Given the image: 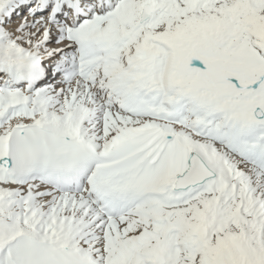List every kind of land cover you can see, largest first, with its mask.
I'll return each instance as SVG.
<instances>
[{
    "label": "snow or ice",
    "instance_id": "1",
    "mask_svg": "<svg viewBox=\"0 0 264 264\" xmlns=\"http://www.w3.org/2000/svg\"><path fill=\"white\" fill-rule=\"evenodd\" d=\"M0 264H264V0H0Z\"/></svg>",
    "mask_w": 264,
    "mask_h": 264
}]
</instances>
